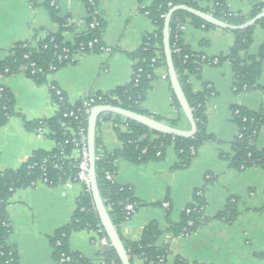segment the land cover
<instances>
[{
  "label": "crops",
  "instance_id": "crops-1",
  "mask_svg": "<svg viewBox=\"0 0 264 264\" xmlns=\"http://www.w3.org/2000/svg\"><path fill=\"white\" fill-rule=\"evenodd\" d=\"M0 0V61L17 42L36 34L42 39L59 31V24L44 6L46 0ZM58 18L67 20L62 32L64 41H72L85 30L88 10L82 0H52ZM153 0H99L96 13L105 23L101 41L111 52H84L74 63L67 64L45 76V82L35 83L20 72L0 80L14 96L16 115L0 126V171L17 168L35 150H50L55 141L38 137L29 131L24 120L52 117L57 105L51 98V87L58 86L69 103L95 92H106L129 82L134 61L128 55L137 50L146 35L154 30L152 20L141 10ZM232 13L246 14L252 0H225ZM206 5V4H203ZM73 24L74 28L68 26ZM68 28V29H67ZM182 39L192 52L206 58L228 53L235 36L231 30L218 27H196L188 20L182 26ZM264 42V29L256 26L252 41L242 57L256 55ZM153 81L143 108L152 116L169 123L177 119L178 127L189 125L173 104L165 70H155ZM233 73L229 61L219 65L204 63L198 76L191 77L196 91L203 84L214 87L216 93L207 101V130L214 139L199 147L198 154L185 168H178L174 146L169 145L163 157L147 163H134L120 158L116 161L114 181L132 188L134 196L143 205L120 226L123 238L138 241L144 227L155 222L160 230L155 245L169 248L167 264L181 258L189 264H264V168L252 166L237 171L223 158L232 153V141L237 127L232 121L231 106H241L264 115V61L256 85L249 91L236 93L232 86ZM121 129L126 131L125 125ZM99 135L108 151L119 149L111 120L101 121ZM256 146L264 147V133L256 138ZM208 174L215 181L206 187L204 215L211 217L221 210L227 198H238L240 215L231 223L214 220L189 236H173L170 223H177L183 208L192 201L194 188L203 184ZM82 189L81 183L56 187L43 182L14 191L6 207L11 233L8 243L17 252L18 264H57L53 258L50 236L69 223ZM168 202V210L162 202ZM167 212H169L167 214ZM71 250L90 260V264H106L100 257L101 244L90 229L74 231L69 236ZM134 264H148L135 258Z\"/></svg>",
  "mask_w": 264,
  "mask_h": 264
},
{
  "label": "trees",
  "instance_id": "trees-1",
  "mask_svg": "<svg viewBox=\"0 0 264 264\" xmlns=\"http://www.w3.org/2000/svg\"><path fill=\"white\" fill-rule=\"evenodd\" d=\"M30 1L35 5V0ZM51 1L46 0L43 4L48 9L51 18L59 24V31L50 33L39 41L37 49L31 44L36 34L29 40L15 43L8 55L0 61V80L23 70L35 83H44L48 73L74 63L73 57L77 49L81 44L90 40L96 39V42L93 43L91 49L87 48L84 52L109 53L112 51L100 39L105 23L101 14L96 13L99 0H82L88 10L85 30L75 36L72 41L63 40L62 32L66 29L67 20L58 18L55 3L51 4ZM252 2V8L249 12L242 14L230 12L225 0H153L150 5L144 6L141 10L152 20L154 30L144 37L142 45L137 50L128 54L134 61L132 75L128 83L106 92L90 93L73 104L69 103L64 92L54 85L50 94L57 105L55 114L49 118L24 120V125L26 129L33 132L38 128H43L45 137L52 138L55 141V146L47 151L35 150L17 168L0 171V264H18L17 252L8 243L11 226L6 211L14 191L32 187L38 181L52 187L68 181L71 183L78 182L80 158L71 157L74 146L69 137L72 130L77 131L81 127L87 130L89 109L97 104H111L149 115L142 104L153 81L157 79L155 73L157 68L161 67L165 70V78L169 83L162 45V30L169 10L176 5H186L210 13L230 24L239 25L264 9V0H252ZM187 20L196 27L214 28L215 26L184 10L175 11L169 24L172 61L184 94L193 111L197 127L196 133L190 138L160 134L145 125L111 113L101 114L98 120L95 142L96 179L100 196L119 234V226L126 217L125 205L132 204L135 212L143 204L134 196L130 186L120 185L114 181L117 169L116 161L120 158L134 163L159 160L165 154L166 148L173 145L178 157V163L175 167H187L191 160L197 156L199 147L206 141L214 139L207 130L206 107L208 99L216 91L207 83L203 84L202 90H194L191 77L200 74L201 66L204 63L219 65L224 61H229L233 73L232 86L234 91L239 93L254 88L262 72L264 42L259 46L256 55L242 57L240 53L249 47L254 28L259 26L264 29V17L245 29L231 30L235 36L233 45L227 54H221L215 58H206L201 54L192 52L184 45L182 26ZM95 22L98 25L91 28L90 24ZM68 27L74 28V25L71 24ZM59 56L62 58L60 59ZM169 89L173 104L180 110L170 84ZM84 102L90 103L89 108L84 105ZM70 111L74 112L73 116H63L64 113ZM16 114L13 94L0 84V126L6 124L8 119ZM231 115L232 121L237 127V134L232 141V153L225 154L223 158L228 161L229 167L237 171L252 166L264 168V147L259 149L255 143L259 133H264V115L261 112L251 111L236 105L231 106ZM154 117L159 119L158 116ZM106 120H111L114 124L117 137L122 143L119 149L108 151L103 146L99 135V124ZM177 121V119L171 120L169 124L178 126ZM121 125H125L127 130L123 131ZM214 181L215 176L208 174L204 178L202 186L193 189L192 201L183 208L179 222L169 224V230L173 236H189L214 220L231 223L240 215L237 207L238 198L231 195L227 198L224 207L213 216L204 215L206 204L204 192L206 187ZM81 186L82 189L77 197L70 222L57 228L50 236L52 254L57 264H90L89 259L71 250L68 239L72 232L90 229L95 232L98 231L99 237L107 239L95 210L91 190L84 183H81ZM159 235L160 230L155 222H150L144 227L138 241L127 240L120 234L131 264H134L136 257L143 259L148 264H167L166 258L169 254V248H158L155 245ZM108 244L101 246L99 257L106 264H121L109 241ZM172 264L189 263L177 257Z\"/></svg>",
  "mask_w": 264,
  "mask_h": 264
},
{
  "label": "water",
  "instance_id": "water-1",
  "mask_svg": "<svg viewBox=\"0 0 264 264\" xmlns=\"http://www.w3.org/2000/svg\"><path fill=\"white\" fill-rule=\"evenodd\" d=\"M177 10H184L193 16L215 26L218 28L226 30H238L245 29L256 23L257 20L264 17V9L256 14L254 17L248 19L242 24L234 25L226 21H223L210 13L204 12L200 9H195L186 5H176L172 7L167 13L163 30H162V45L163 52L166 61L167 75L169 79L170 87L175 95V98L180 106L181 113L185 117L189 127L180 128L178 126H172L169 123L156 119L152 115L142 114L135 112L130 109H126L120 106L111 105V104H97L90 108L88 117H87V130H86V140H87V149H88V178L90 182V190L93 197L95 210L99 217L100 224L104 229L107 239L110 245L115 250L121 264H131L129 256L126 249L124 248L123 242L121 240L120 234L118 233L117 227L113 224L108 211L103 203V200L100 196L97 179H96V169H95V142L97 134V124L101 114L111 113L118 116H121L124 119H129L147 126L149 129L173 137H183L190 138L192 137L197 130L196 122L194 120V115L191 106L184 94L182 86L179 82L178 75L174 68L172 61L170 43H169V24L172 14Z\"/></svg>",
  "mask_w": 264,
  "mask_h": 264
},
{
  "label": "built area",
  "instance_id": "built-area-1",
  "mask_svg": "<svg viewBox=\"0 0 264 264\" xmlns=\"http://www.w3.org/2000/svg\"><path fill=\"white\" fill-rule=\"evenodd\" d=\"M51 4H53V1H51ZM96 25H98L97 22L91 23L90 27L94 28ZM44 38H42V39H39V38L33 39L31 41L32 46L35 49H37L38 42L43 40ZM94 42H96V39L90 40L87 43L81 44L80 47L77 49L76 54L73 57V60H75L76 57L79 56V54L84 53L85 49H87V48L91 49ZM64 51H66V50L64 49ZM59 58L61 59L62 57L59 56ZM54 71L55 70H53L52 72H54ZM51 89H54V86H52ZM88 95H86V96H88ZM86 96H84V97H86ZM84 105L89 108L90 103L89 102H84ZM73 115H74V112L70 111V112L64 113L63 116L68 117V116H73ZM67 129L70 130L69 127H67ZM34 132L36 133V135L38 137H44L45 136L44 135L45 131H44L43 128H38ZM69 138H70V141L73 143V146H74V150L72 152L71 157L80 158L78 182L79 183H84L86 185V187L90 188V182H89V178H88L89 163H88V149H87V140H86V130L83 127L79 128V130H77V131L72 130L70 132V137ZM38 182H42V181H38ZM64 185L69 187L70 185H72V183L68 181V182H65ZM162 206L165 209H167L168 208V202L163 201L162 202ZM125 210H126V217H125V220H126V219L130 218V216L134 213L133 205L130 204V203L126 204L125 205ZM97 232L93 231V233L95 234V237L97 238V240L101 244V246L109 245L107 239L104 238V237H99Z\"/></svg>",
  "mask_w": 264,
  "mask_h": 264
}]
</instances>
